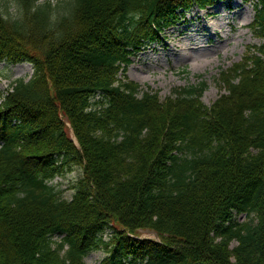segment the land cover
<instances>
[{"label":"trees","instance_id":"trees-1","mask_svg":"<svg viewBox=\"0 0 264 264\" xmlns=\"http://www.w3.org/2000/svg\"><path fill=\"white\" fill-rule=\"evenodd\" d=\"M39 1L0 9V64L33 67L0 102V264H85L98 250V264H264V0H245L262 43L219 73L210 107L204 81L160 101L124 72L220 0H67L63 13ZM72 166L82 177L65 200L52 182Z\"/></svg>","mask_w":264,"mask_h":264},{"label":"rangeland","instance_id":"rangeland-1","mask_svg":"<svg viewBox=\"0 0 264 264\" xmlns=\"http://www.w3.org/2000/svg\"><path fill=\"white\" fill-rule=\"evenodd\" d=\"M46 1L51 4L54 13H63L67 0H40L39 3ZM0 5L2 12L7 9L9 16L16 15L12 0H0ZM253 19V4L244 0H232L230 3L221 1L204 11L193 7L185 14V21L181 20L163 33L165 39L162 43L149 45L133 57L124 76L137 84L143 92H157L160 101L170 96L174 89L204 81L206 90L200 101L210 107L225 93L220 84L219 73L246 58L249 47L262 43L249 27ZM182 47L187 49L182 50ZM32 75L33 68L28 63H1L0 102L14 80L28 81ZM67 133L77 144L69 128ZM82 168L72 166L53 180L52 184L61 190L63 199L71 200L75 191L73 187L82 177ZM235 219L242 223L248 218L245 214H240ZM137 232L140 238L155 236L147 230ZM108 239L105 234L103 240ZM103 257V250L91 252L85 258V264H98Z\"/></svg>","mask_w":264,"mask_h":264},{"label":"bare ground","instance_id":"bare-ground-1","mask_svg":"<svg viewBox=\"0 0 264 264\" xmlns=\"http://www.w3.org/2000/svg\"><path fill=\"white\" fill-rule=\"evenodd\" d=\"M188 44H190V43H188ZM187 48H185V47H182V50H186ZM112 230V229H111ZM113 231V230H112ZM105 234H107V232L105 233ZM104 234V235H105ZM108 235V234H107ZM104 237V236H103Z\"/></svg>","mask_w":264,"mask_h":264}]
</instances>
